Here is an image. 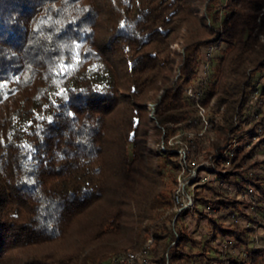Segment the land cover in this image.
I'll return each instance as SVG.
<instances>
[{
	"label": "trees",
	"instance_id": "16d2710c",
	"mask_svg": "<svg viewBox=\"0 0 264 264\" xmlns=\"http://www.w3.org/2000/svg\"><path fill=\"white\" fill-rule=\"evenodd\" d=\"M177 69L212 125L191 159L216 155L208 173L262 203L247 214L238 196L195 189L205 241L185 215L172 229L179 146L167 142L199 131L196 105L172 90ZM262 79L264 0H0V264H107L149 240L151 264H245L237 252L264 264L255 230L230 219L264 227V177L249 175L264 137H248L264 129Z\"/></svg>",
	"mask_w": 264,
	"mask_h": 264
},
{
	"label": "built area",
	"instance_id": "2783aa9c",
	"mask_svg": "<svg viewBox=\"0 0 264 264\" xmlns=\"http://www.w3.org/2000/svg\"><path fill=\"white\" fill-rule=\"evenodd\" d=\"M210 56V54H207ZM205 70L208 68V64L205 63ZM204 77L207 76V73L204 74ZM182 89L183 90V96L182 98L189 99V102H199V97L203 96V92L201 90L195 89L194 86H184L182 83H178V78L177 82H175L174 87L172 88L173 91H176V89ZM258 93H256L257 95ZM161 108V105L160 107ZM193 125H195L196 128H199L202 130V132L207 131L212 127L210 124V118H199V116H195L194 120L192 121ZM171 136V135H170ZM264 137V129L262 128H257L254 130V138L252 143L258 142L261 138ZM240 143V140H239ZM195 150H197L195 148ZM182 152V151H181ZM217 156L214 155L212 158H209V160L206 161V163L203 164H196L192 163L190 161H185V167H189V177L185 179V188L183 192H177L176 195H181L183 197L184 201V207L189 208V214H187L186 217H195V216H200L197 213V210H203L205 212H208V208H202L198 204L196 197H195V189H197L200 186H203L205 184L210 185L213 187L218 193L224 195V196H238V199H241L242 201H245V205H243V211H245L247 214H252L255 215L256 213H250V205H257V210L258 207L260 206L261 201L259 200L258 193L253 187H249L248 189H240L237 188V186L232 185V179L229 180V183H224V184H216L213 182V178H208L206 175H204V166H214V159ZM191 171H198V182L197 183H190V175ZM249 175H258V177H264V168L261 167H256L252 169L249 172ZM202 217V216H201ZM236 214H231L230 219L235 222L244 225L245 227H252L255 230V244L257 248L260 246L258 245L257 238L258 236L256 234L258 229H259V223L256 225H252L247 218L244 217H239ZM180 219L178 217V211L176 213V217H174L172 221V229L175 234L177 235L175 231L176 227V222L177 220ZM107 264H124V258L121 257H113ZM135 264H148V259H144L143 261H136ZM226 264H229V262H226Z\"/></svg>",
	"mask_w": 264,
	"mask_h": 264
},
{
	"label": "bare ground",
	"instance_id": "6f19581e",
	"mask_svg": "<svg viewBox=\"0 0 264 264\" xmlns=\"http://www.w3.org/2000/svg\"><path fill=\"white\" fill-rule=\"evenodd\" d=\"M179 76H180V71L177 69V70H175V73H174V83L177 82V78H179ZM201 99H202V96L199 97V102H193L196 105L197 116H199V118H209L207 109L204 108L200 104ZM151 110H153L152 111L153 113L151 114V116H152V119L154 120L155 119L154 109H151ZM210 124H211V122H210ZM260 128H262V127H260ZM210 129H208L205 132H202V130L199 129L198 132L178 134V135L174 136L175 138H173V137L169 138V140L167 142V146H170V147L175 146V145L179 146V148L176 150L177 165H178L179 172H178V175L176 178L175 189H174L173 194H172V209L176 213L178 211V217H180V215L187 216V214H189V208L184 207L183 197H181V195H176L177 192H183V190L185 188V179L189 177V167H185V161H190L192 163H196L199 165V164L206 163V161L209 160V158H212V155L207 160H204L202 158H199V160L198 159H191V157H190L194 153V150H195V144H194L195 138L205 136L209 132ZM181 135H186L188 140L187 141L181 140L180 139ZM248 137L251 139V141H253L254 131L250 132ZM237 146H238L237 140H232V142L223 151V156L231 158L233 155V152L237 148ZM160 150L163 153L166 151V147L164 144H162L160 146ZM210 167L211 166H204V175H206L208 178H213V182L217 183L218 182L217 178L208 173L210 170ZM224 174H225V172H224ZM189 180H190V183H197L198 182V171H191V175H190ZM217 184H224V183L218 182ZM256 206L257 205H250V210L252 211ZM151 243H152V240H149L143 249H141L137 252H134V253L120 254V255H117L115 257L124 258V264H135V260L136 261H143L144 259H148V264H151L149 261V258H148V250L150 248Z\"/></svg>",
	"mask_w": 264,
	"mask_h": 264
},
{
	"label": "rangeland",
	"instance_id": "374dc122",
	"mask_svg": "<svg viewBox=\"0 0 264 264\" xmlns=\"http://www.w3.org/2000/svg\"><path fill=\"white\" fill-rule=\"evenodd\" d=\"M182 47V44H176L173 46V50H176L177 52H179L180 54H183L184 52V49ZM183 51V52H182ZM211 52V51H210ZM215 52V51H214ZM214 52H212V55H214ZM217 54V52L215 53ZM207 58H211V53H210V56H206ZM203 73L206 74L207 71L205 70V67L203 68ZM173 80H174V77H173ZM172 84H174V81H172ZM260 84H263L264 85V79H262L260 81ZM165 91H161L157 94L156 96V99L152 102V103H149L147 105V110H148V114H149V118L151 120L152 119V116L151 114L153 113L151 109H154V114H156V110L161 102V99L164 95ZM151 110V111H150ZM154 121V120H153ZM151 144L149 145L151 150L156 153L158 152L159 150V147L157 146V137L154 133V129L152 127L151 129ZM175 138V137H173ZM216 212H214V215H215ZM264 213V212H263ZM217 216V215H215ZM224 216V215H223ZM226 217V216H225ZM263 224L259 223V229L257 231L258 234H256L258 236L257 238V242H258V245L260 246L259 248H262L264 247V241L261 240L263 237H264V227L262 226ZM184 226L186 227L187 229V232H190V233H193L195 237L197 238H200L202 239L203 241H205L210 235V232L207 230L208 227H207V222L206 220L204 219V217H201V216H195V217H186L185 220H184ZM219 241L223 240V238H218ZM257 244L254 243V248L255 249H259L256 247ZM217 244L214 243L212 244V247H213V250L217 249ZM223 248H225L227 250V254L228 253H232V255H235V253L233 252V250L230 248V247H224L223 245ZM224 253H221V256L223 255ZM237 254L239 255V260L242 261V263H245L247 264L245 261H246V257L244 255H240L239 252H237ZM207 255L211 258H215V254L209 250L207 252ZM222 259H223V263L219 261H206V264H226V262H229L228 260H224V255L222 256Z\"/></svg>",
	"mask_w": 264,
	"mask_h": 264
}]
</instances>
